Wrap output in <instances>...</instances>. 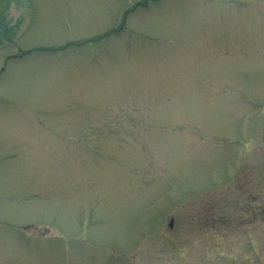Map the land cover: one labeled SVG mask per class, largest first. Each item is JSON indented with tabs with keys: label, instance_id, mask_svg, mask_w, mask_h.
Here are the masks:
<instances>
[{
	"label": "rangeland",
	"instance_id": "374dc122",
	"mask_svg": "<svg viewBox=\"0 0 264 264\" xmlns=\"http://www.w3.org/2000/svg\"><path fill=\"white\" fill-rule=\"evenodd\" d=\"M2 5L0 264H264V0Z\"/></svg>",
	"mask_w": 264,
	"mask_h": 264
},
{
	"label": "flooded vegetation",
	"instance_id": "af4514ba",
	"mask_svg": "<svg viewBox=\"0 0 264 264\" xmlns=\"http://www.w3.org/2000/svg\"><path fill=\"white\" fill-rule=\"evenodd\" d=\"M12 0H8V2H11ZM7 2V0H0V6H6V5H2V4H5ZM17 3H19V0H17ZM6 30L9 31V27L6 26ZM259 206V204L257 205Z\"/></svg>",
	"mask_w": 264,
	"mask_h": 264
},
{
	"label": "water",
	"instance_id": "95a60500",
	"mask_svg": "<svg viewBox=\"0 0 264 264\" xmlns=\"http://www.w3.org/2000/svg\"><path fill=\"white\" fill-rule=\"evenodd\" d=\"M173 218L171 219V221H170V226H172L173 225Z\"/></svg>",
	"mask_w": 264,
	"mask_h": 264
}]
</instances>
